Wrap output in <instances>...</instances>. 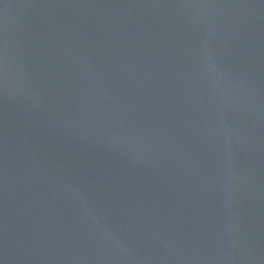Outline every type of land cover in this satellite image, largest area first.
Wrapping results in <instances>:
<instances>
[{
	"label": "water",
	"instance_id": "1",
	"mask_svg": "<svg viewBox=\"0 0 264 264\" xmlns=\"http://www.w3.org/2000/svg\"><path fill=\"white\" fill-rule=\"evenodd\" d=\"M0 264H264V0H0Z\"/></svg>",
	"mask_w": 264,
	"mask_h": 264
}]
</instances>
